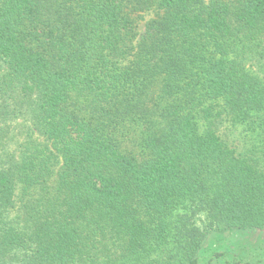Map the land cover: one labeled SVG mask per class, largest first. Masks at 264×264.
<instances>
[{
  "label": "trees",
  "instance_id": "trees-1",
  "mask_svg": "<svg viewBox=\"0 0 264 264\" xmlns=\"http://www.w3.org/2000/svg\"><path fill=\"white\" fill-rule=\"evenodd\" d=\"M248 43L264 0H0V264H264L204 258L264 231V139L200 131L220 103L264 132Z\"/></svg>",
  "mask_w": 264,
  "mask_h": 264
},
{
  "label": "rangeland",
  "instance_id": "rangeland-1",
  "mask_svg": "<svg viewBox=\"0 0 264 264\" xmlns=\"http://www.w3.org/2000/svg\"><path fill=\"white\" fill-rule=\"evenodd\" d=\"M211 1L213 0H204L205 3H210ZM154 17L155 13L153 11L144 13L142 17L138 18L139 29L143 31L146 21ZM239 55L246 68L264 82V43L261 45L255 43L239 45ZM215 110V116L210 120L211 122L200 121L201 132L212 128L238 155L243 157H247L255 149L262 147L264 132L257 123L234 125L227 117L220 103L215 105ZM22 121L19 122L22 123ZM16 132H18V134H15L19 139L24 138L23 135H20V128L16 129ZM133 141H136L134 135L131 137V145H133ZM14 149H16L15 145L10 144L6 148L0 147V153H6L8 152L7 150L11 151ZM207 223L206 216L203 213L198 214L195 219V225L201 230H204ZM263 242L264 231L259 230L226 233L223 236V240L215 234L209 233L204 248V258L210 257L213 252L218 251L225 252L231 256L240 255L245 260L251 261L255 254L254 248H258Z\"/></svg>",
  "mask_w": 264,
  "mask_h": 264
}]
</instances>
